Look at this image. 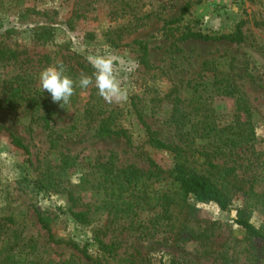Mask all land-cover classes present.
I'll list each match as a JSON object with an SVG mask.
<instances>
[{
    "label": "trees",
    "instance_id": "obj_1",
    "mask_svg": "<svg viewBox=\"0 0 264 264\" xmlns=\"http://www.w3.org/2000/svg\"><path fill=\"white\" fill-rule=\"evenodd\" d=\"M48 19L56 24L54 17L49 16ZM256 26L264 28V20ZM32 32L33 40L40 46L50 45L54 53L65 51V55L59 58L73 79H77L81 72L90 74L93 71L81 56L69 53L66 44L56 46L52 43L54 29L51 27L37 26ZM190 38L203 42L241 43L244 40L239 26L228 35L187 32L181 39ZM134 45L142 53L138 65L144 72L158 70L147 59V46L140 41L134 42ZM19 57L6 44L0 46V63L5 66L19 64L22 67L25 62L29 63V59L19 60ZM39 59L37 63H44L43 68L57 62L47 54ZM208 65L209 62L204 61L197 80L181 81L167 91L145 84L143 100L134 96L126 108L115 106L104 109L96 102L95 87L83 90L77 87L70 103L62 108L52 102L49 93L32 86L34 75V82L38 81V73L32 75L27 70L12 79L16 80V87L12 81L4 82L0 87V109L15 112L23 107L31 122L37 123L46 133L49 149L56 151V160L45 157L37 160L33 169L34 178H29L23 171L17 185L18 191L35 198L44 199L52 195L65 198V206L53 212L34 209L36 222L46 232L48 241L54 237L53 221L71 220L77 228L85 229L89 236L85 242L68 239L64 244L79 253L85 264H147L148 260L142 258L138 251L125 259L118 258L116 244L106 241L118 222H121L123 230L137 233L143 239L160 236L175 244L191 240L209 246L219 238L214 235L215 223L207 226L196 220L188 200L214 204L224 212L232 205L236 193H241L246 199L236 210L233 222L237 229L228 230V238H234L236 243L227 238L219 246L221 250H216L217 257L224 262L225 251L232 244L244 246L249 264H264V225L256 228L250 223L253 210L261 207L264 211V193L255 191L256 184L264 183V158L259 155L254 162L248 160L243 165L238 157V150L254 146L255 133L249 104L229 73L216 72L213 76L215 88L207 92L205 88L201 89L202 73ZM85 92L87 101L77 107L76 101ZM227 99L233 100L234 106L230 121L223 124L218 121L219 105L216 104ZM163 105L168 108L166 120L175 138L170 143L163 141L145 121L147 111L156 112ZM66 115L70 118L65 121ZM131 121H135V126L143 133L145 141L142 146L145 144L172 156L167 170L158 166L142 146L139 155L148 163L147 172L133 165L118 167L111 156L105 162H85L63 147L83 126L96 128L98 137L121 138L133 147L132 134L126 128ZM0 132L8 137L12 146L30 157L27 146L11 129L0 124ZM28 159L26 162L33 166ZM241 169H244L243 174H248L243 180L246 190L235 183L239 182ZM74 174L78 175L77 183L71 180ZM22 224L23 221L13 214L0 217V264H80V259L73 256L58 261L43 256L37 251V239L33 235L25 236ZM255 241L261 245L260 254L254 250ZM90 247H94L95 255L88 253Z\"/></svg>",
    "mask_w": 264,
    "mask_h": 264
},
{
    "label": "rangeland",
    "instance_id": "obj_2",
    "mask_svg": "<svg viewBox=\"0 0 264 264\" xmlns=\"http://www.w3.org/2000/svg\"><path fill=\"white\" fill-rule=\"evenodd\" d=\"M49 16L55 18L56 24H52L54 22L48 19ZM263 20L264 0H233L220 6L209 4L207 0H0V46L6 44L11 47L19 54V60L29 59V63L25 62L22 67L0 63V87L6 81H12L16 87V80L12 79L23 70L32 75L38 73L39 76L44 63L38 65L37 61L43 55L47 54L51 60L57 61L65 55L64 50L54 53L50 45L43 47L33 40L32 30L37 26L54 29L52 43L56 46L66 44L69 53L74 52L86 61L90 55L102 54L117 58L118 65L135 62L132 71L122 70L118 76L122 87L127 90L126 100L107 103L95 93L96 102L104 109L115 106L126 108L134 96L143 100L145 84L167 91L181 81L197 80L202 64L208 61L209 65L202 73L201 89L205 88L207 92L215 88L213 76L216 72L229 73L248 101L255 141L252 148L238 150L240 163L245 165L248 160L254 162L259 155L264 158V28L256 26ZM238 26L244 37L241 43L181 39L187 32L228 35L234 33ZM137 41L147 46V59L158 70L144 72L138 65L142 53L134 45ZM34 80L35 75L32 86L41 91L39 80ZM87 96L85 92L76 101L77 107L83 106ZM216 105H219L218 121L223 124L230 121L233 100H219ZM167 109L163 105L156 112L147 111L145 121L163 141L170 143L175 138L166 120ZM69 118L70 115H66L64 120ZM0 124L11 129L30 153V157L25 156L0 132V217L13 214L22 220L25 236L33 235L37 239V251L43 256L55 261L73 256L80 259V264H85L79 253L64 244L68 239L87 241L89 235L85 229L77 228L71 220H56L51 223L53 240L48 241L46 232L40 229L35 219L34 209L53 212L65 206V198L57 195L35 198L17 190L23 171L29 178H34L33 169L37 160L43 157L56 160V151L49 149L46 133L37 123L31 122L23 107L15 112L0 109ZM126 128L132 134L133 147L121 138L98 137L93 126H83L63 147L85 162H105L111 156L118 167L133 165L147 172L148 163L139 155L145 141L143 133L135 126V121H131ZM142 149L163 170L170 167V154L145 144ZM27 158L33 166L26 162ZM243 171L239 170V182L235 183L246 190L243 180L248 174H243ZM71 180L77 183L78 175L71 176ZM255 191L264 193V183L256 184ZM236 194L232 205L224 212L214 204L188 200L196 220L207 226L215 223L214 235L219 238L209 246L191 240L175 244L160 236L143 239L137 233L123 230L121 222L111 229L106 241L116 244L118 258L125 259L138 251L142 258L148 260L147 264H249L244 246L231 244L232 247L223 256L226 258L224 262L216 252L221 250L219 246L228 238V230L237 229L233 222L236 210L244 204L246 197ZM250 223L256 228L264 225L261 207L253 210ZM236 237L240 238L239 235ZM233 239L230 237L227 240L235 244ZM260 249V243L255 241L254 250L260 254ZM88 253L95 255L94 247H90Z\"/></svg>",
    "mask_w": 264,
    "mask_h": 264
},
{
    "label": "clouds",
    "instance_id": "obj_3",
    "mask_svg": "<svg viewBox=\"0 0 264 264\" xmlns=\"http://www.w3.org/2000/svg\"><path fill=\"white\" fill-rule=\"evenodd\" d=\"M86 59L93 71L90 74L81 72L77 79L67 74V67L62 61L41 69L38 76L41 91L49 93L52 102L62 108L70 103L77 87L82 90L95 87L97 95L107 103L126 100L127 90L122 87L118 76L122 70L132 71L135 62L118 65L117 58L102 54L90 55Z\"/></svg>",
    "mask_w": 264,
    "mask_h": 264
},
{
    "label": "built area",
    "instance_id": "obj_4",
    "mask_svg": "<svg viewBox=\"0 0 264 264\" xmlns=\"http://www.w3.org/2000/svg\"><path fill=\"white\" fill-rule=\"evenodd\" d=\"M209 4L220 6L233 0H207Z\"/></svg>",
    "mask_w": 264,
    "mask_h": 264
}]
</instances>
